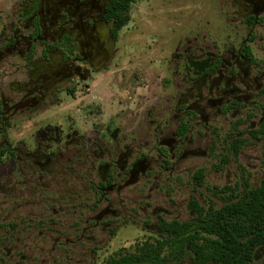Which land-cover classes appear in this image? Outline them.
Masks as SVG:
<instances>
[{"label":"flooded vegetation","instance_id":"obj_1","mask_svg":"<svg viewBox=\"0 0 264 264\" xmlns=\"http://www.w3.org/2000/svg\"><path fill=\"white\" fill-rule=\"evenodd\" d=\"M141 1L19 0L1 28L0 264H95L137 222L152 227L153 241L168 233L163 223H192L260 185L264 161L252 185L244 153L264 140V0H218L187 24L166 57L165 104L144 116L136 108L137 132L114 126L116 114L104 121L84 99L66 123L39 117L61 105L60 94L77 98L98 76L107 84L113 71H127L125 59L143 74L135 54L117 46L126 26L118 29V5ZM212 156L214 171L227 173L223 185H207L195 163ZM183 174L186 220L172 197ZM184 262L197 264L190 253L175 264ZM251 264H264V244Z\"/></svg>","mask_w":264,"mask_h":264},{"label":"rangeland","instance_id":"obj_2","mask_svg":"<svg viewBox=\"0 0 264 264\" xmlns=\"http://www.w3.org/2000/svg\"><path fill=\"white\" fill-rule=\"evenodd\" d=\"M18 2L19 0H0V30L10 20ZM207 8L217 10L218 0H144L135 4L131 8L129 22L119 34L117 46L124 55L127 53L129 57H132V53L135 54L134 61H139L143 74L138 78L134 76V66L127 65L126 62L129 59H125L123 63L127 71L122 73L113 71L106 76L107 84H104V76H98L96 81L91 84L92 87H85L76 94L77 98L60 94L61 105L47 108L39 114V117L45 123H66V118L78 115L75 106L77 102L84 99L86 104L95 102L99 107L97 115L104 121L110 120L109 118L116 114L113 119L114 126L120 122L121 130H125L128 134L137 132L140 123L138 116L134 115L136 108L144 116V112L149 106L151 108L158 104L160 106L165 104L164 99L167 97L169 88L167 82L170 79V72L166 67V57L169 55L173 42L176 41L179 33L189 26L187 24L195 25L200 20L201 13ZM127 45L131 47V50L126 49ZM122 75H124V79L121 78ZM103 86H105L104 90H102ZM170 94H172L171 91ZM94 96L97 98H93ZM127 108L131 109L126 110ZM244 154V162L250 164L251 167L250 182L252 185H257L263 172L264 140L247 147ZM195 163L198 167L206 169L205 183L207 185L227 183V173L218 174L214 171L215 166L219 163L218 156H212L206 160L198 159ZM228 168L231 173H234L233 166ZM230 179L231 183L239 180L235 173ZM180 180L179 187L172 194L176 202L173 208L175 213L180 211L183 214L181 218L186 220L188 218L186 202L190 192L186 182H189L190 176L183 174ZM204 195L210 196L208 193H204ZM220 205L221 203L216 202V207ZM141 225L144 226L141 222H137L133 227L130 226L128 229L122 230L95 264H103L106 257L118 250L133 251L135 245L148 239H154V233L149 231L152 227L143 231ZM183 264H189V262Z\"/></svg>","mask_w":264,"mask_h":264},{"label":"trees","instance_id":"obj_3","mask_svg":"<svg viewBox=\"0 0 264 264\" xmlns=\"http://www.w3.org/2000/svg\"><path fill=\"white\" fill-rule=\"evenodd\" d=\"M117 9L120 29L130 20L131 6ZM225 202L201 211L192 223H163L166 235L148 239L134 252L115 253L104 264H175L188 253L197 264H251L254 250L264 244V177L239 200Z\"/></svg>","mask_w":264,"mask_h":264}]
</instances>
